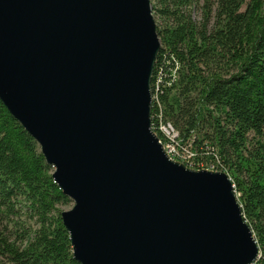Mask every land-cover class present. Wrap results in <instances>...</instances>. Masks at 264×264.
Segmentation results:
<instances>
[{
	"label": "water",
	"instance_id": "water-1",
	"mask_svg": "<svg viewBox=\"0 0 264 264\" xmlns=\"http://www.w3.org/2000/svg\"><path fill=\"white\" fill-rule=\"evenodd\" d=\"M150 0H0V100L72 206L79 264H253L225 172L173 160L151 129Z\"/></svg>",
	"mask_w": 264,
	"mask_h": 264
},
{
	"label": "trees",
	"instance_id": "trees-1",
	"mask_svg": "<svg viewBox=\"0 0 264 264\" xmlns=\"http://www.w3.org/2000/svg\"><path fill=\"white\" fill-rule=\"evenodd\" d=\"M151 1V129L170 122L194 163L228 175L264 264V0ZM52 171L0 100V264H79Z\"/></svg>",
	"mask_w": 264,
	"mask_h": 264
},
{
	"label": "built area",
	"instance_id": "built-area-1",
	"mask_svg": "<svg viewBox=\"0 0 264 264\" xmlns=\"http://www.w3.org/2000/svg\"><path fill=\"white\" fill-rule=\"evenodd\" d=\"M151 98L152 101L153 99H155V95H153L152 92ZM157 130L161 135V139L159 138L160 142L163 144L164 149L173 160L174 157H178L179 159H176L175 161H182L181 163L185 162L184 165L189 168H193L196 170L206 169L213 171V169L204 166L202 163H194V160H192L194 153H190L187 149L180 150L177 142L178 132L170 122H165L160 119Z\"/></svg>",
	"mask_w": 264,
	"mask_h": 264
},
{
	"label": "rangeland",
	"instance_id": "rangeland-1",
	"mask_svg": "<svg viewBox=\"0 0 264 264\" xmlns=\"http://www.w3.org/2000/svg\"><path fill=\"white\" fill-rule=\"evenodd\" d=\"M152 3H153V2L151 1V5H152ZM152 13H153L154 19L157 20V16H156V14H155V11H153ZM181 162H182V161H181ZM182 164H183V163H182ZM71 206H72V203H71L69 206H64V207H62V209H63V210H67V209H69ZM22 218L25 219L24 216H23ZM27 223H28V222H26V224H27Z\"/></svg>",
	"mask_w": 264,
	"mask_h": 264
}]
</instances>
